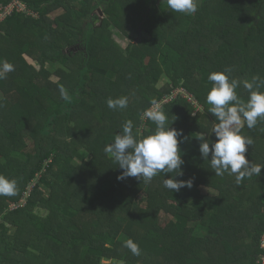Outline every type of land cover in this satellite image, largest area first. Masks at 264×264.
I'll list each match as a JSON object with an SVG mask.
<instances>
[{
  "label": "trees",
  "instance_id": "1",
  "mask_svg": "<svg viewBox=\"0 0 264 264\" xmlns=\"http://www.w3.org/2000/svg\"><path fill=\"white\" fill-rule=\"evenodd\" d=\"M197 2L184 15L166 0H0V13L12 9L0 22V62L14 66L0 79V174L17 181L14 196H0V264H256L264 169L239 186L234 175L216 176L196 137L216 139L211 72L230 67L245 102L242 82H264V0ZM97 9L105 18L96 26ZM111 24L146 37L121 48ZM121 96L127 108L107 107ZM153 100L187 137L176 179L191 188L166 189L174 173L118 180L122 169L104 152L128 120L137 138L155 131L140 118ZM240 134L253 140L246 159L264 164V121Z\"/></svg>",
  "mask_w": 264,
  "mask_h": 264
},
{
  "label": "clouds",
  "instance_id": "2",
  "mask_svg": "<svg viewBox=\"0 0 264 264\" xmlns=\"http://www.w3.org/2000/svg\"><path fill=\"white\" fill-rule=\"evenodd\" d=\"M168 9L184 15H194L198 10L197 0H166ZM95 14V13H94ZM93 14V15H94ZM14 71V66L7 62H0V79L5 74ZM232 69L225 68L222 72H211L207 79L212 82V87L206 96V103L210 105L208 112L216 118V123L211 130L215 134V141H211L203 134L196 138L200 141L199 152L203 159L210 160V167L216 176L225 173L235 176V183L239 186L245 178L259 176L264 164L250 163L246 159L247 146L253 140L240 134L241 129L256 127L258 121H264V92L259 91L264 82H258L257 77L251 81L242 82L244 89L249 93L247 101H242L236 89L241 81L230 79ZM62 96L67 99L66 91L61 88ZM185 94V98L188 101ZM191 98V97H190ZM193 106L200 109L192 99ZM152 106L146 109L141 120L147 118L155 124V131L143 138L133 134V122L128 120L122 126V132L115 135L114 140L107 144L104 152L109 154L114 162L122 169L118 180L136 177L144 183H150L159 173L173 174L171 178L163 180V186L174 192L184 187L191 188V179L184 181L176 177L182 176V150L179 147L187 137L183 131L171 128L168 125V116L162 106L156 101H151ZM107 107L120 110L128 107V97L109 98ZM209 156L211 158L209 159ZM17 192V181L0 174V196L11 197ZM135 256L141 254V249L132 239L124 242Z\"/></svg>",
  "mask_w": 264,
  "mask_h": 264
},
{
  "label": "rangeland",
  "instance_id": "3",
  "mask_svg": "<svg viewBox=\"0 0 264 264\" xmlns=\"http://www.w3.org/2000/svg\"><path fill=\"white\" fill-rule=\"evenodd\" d=\"M72 15H73V18L75 19L76 18V15L74 13H72ZM94 16L97 17V19L95 21V25L96 26L99 25L100 21H103V19L105 18V16H103V17L99 16V14L97 12H95ZM100 19H102V20H100ZM0 20H1V17H0ZM53 26L55 27V25H53ZM135 30H137V31H133V32L132 31L117 32V29H115V27L113 26V24L110 25V31H112V33H111L112 34V39L121 48H125L130 43H132V44L135 45V44H137V42L139 40H141V38L146 37V35L144 36V34L140 30H138V29H135ZM24 58H25L26 62L29 65H31V66H33L35 68V70H38L40 68L38 66V64L36 63V61L33 58H31L30 56L24 55ZM7 75H8V73L5 74V78H6ZM49 79L52 82L57 81V77L54 76V75L53 76H50ZM7 80H8V78H7ZM198 110L199 109L197 107L196 111H198ZM201 190H202L203 193L206 192L205 189H202L201 188ZM21 202H23V200ZM170 205H172L173 207H170V208L169 207H166V209H168L167 214L168 213L169 214H172L173 211H174V205L173 204H170ZM13 208H17V205L11 204L10 205V209H13ZM163 214L164 213L160 214V218L161 219L164 218Z\"/></svg>",
  "mask_w": 264,
  "mask_h": 264
},
{
  "label": "built area",
  "instance_id": "4",
  "mask_svg": "<svg viewBox=\"0 0 264 264\" xmlns=\"http://www.w3.org/2000/svg\"><path fill=\"white\" fill-rule=\"evenodd\" d=\"M12 9L11 8H7L4 13H0V17H1V20L0 22L3 20L5 14H8ZM19 10H25V6L24 7H21L19 8ZM32 14V13H31ZM180 92H183V90H181ZM179 93V90L175 91L174 93H172L171 97H175V95ZM170 98H165L162 103H166L167 101H169ZM188 101L189 102H192V99L190 97H188ZM259 249L261 250L260 252V255L258 256L257 258V262L256 264H264V235L261 237V241H260V247Z\"/></svg>",
  "mask_w": 264,
  "mask_h": 264
},
{
  "label": "water",
  "instance_id": "5",
  "mask_svg": "<svg viewBox=\"0 0 264 264\" xmlns=\"http://www.w3.org/2000/svg\"><path fill=\"white\" fill-rule=\"evenodd\" d=\"M96 12L99 14V16H101V17L104 16L103 13H102V11H101V9H97ZM100 20H102V19H100Z\"/></svg>",
  "mask_w": 264,
  "mask_h": 264
}]
</instances>
